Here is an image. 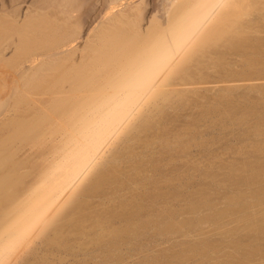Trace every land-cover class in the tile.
<instances>
[{
    "label": "bare ground",
    "instance_id": "bare-ground-1",
    "mask_svg": "<svg viewBox=\"0 0 264 264\" xmlns=\"http://www.w3.org/2000/svg\"><path fill=\"white\" fill-rule=\"evenodd\" d=\"M260 33L264 0H0V264H145L206 223L230 241L219 264H264V139L222 179L189 162L200 121L264 138L263 105L198 95L262 75ZM202 241L174 258L221 247Z\"/></svg>",
    "mask_w": 264,
    "mask_h": 264
},
{
    "label": "rangeland",
    "instance_id": "rangeland-1",
    "mask_svg": "<svg viewBox=\"0 0 264 264\" xmlns=\"http://www.w3.org/2000/svg\"><path fill=\"white\" fill-rule=\"evenodd\" d=\"M261 35L264 38V33L263 34L260 33V36L258 34L259 38L261 37ZM231 60L235 62V63H233L235 66L233 65L231 67V69L235 70V71L236 70L237 71L241 70L242 67L240 66L239 62H237L236 59H235L236 61L233 60V59H231ZM242 70H243V68H242ZM252 76L251 77L249 75L247 76L250 79L244 78V77H242L243 79L242 78L241 79L240 78H236L237 80L233 79V81H232V79H229V81H227V83L226 82H222V83L213 82L214 86H213L212 82H211L212 84L210 83L211 85L210 84L200 85L199 89H198V95H200V94H201V96L204 95V99L205 100H203V98H201L202 99L201 101L203 103L206 102V101L208 102L209 100L211 101V99H213L212 101H215L214 99L219 96L218 94H221L223 92L221 90L225 89V90H229L230 92H232L231 93L232 94L231 97L234 98V100L237 103L240 104L242 102L244 104L246 102L244 105H241V106H245L247 104V102L248 103L250 102L247 105H250V104L253 105V103H254V105H256V106L259 105L258 108H260V107L262 108L264 106V73H262V75H258L259 77L256 76V75H252ZM220 91H221V93H220ZM256 103H258V105ZM191 110H192V108L189 109L188 111L183 112V113L182 112L179 113L181 116L178 117L175 125H177L178 127H180V126L182 127L184 125L183 123H186L188 121H192L194 118L196 119L198 117L197 114L199 113L200 110H198V108H197V110L195 109L196 111L195 110L191 111ZM213 118L215 120L217 119L216 116L213 117ZM252 119L253 118H251V120H249L247 122L249 123L251 121H254ZM205 123L206 122H203V123L201 121L199 122V124L197 125V134H198V137H199L198 140H201V141H206L207 140L206 142H209L208 151H205V149H203L201 147H199V148L198 147H192L191 148L192 150L191 149L189 150L190 154H191V156L189 157V162L193 159V161L194 162L196 161L197 164H199L201 162L199 164L201 166L206 164V162H209V163L213 164L212 165L213 170H216L215 172L217 173V174H215V172H214L215 178L217 177L216 179L218 180V179H222L224 177V175H223L224 171H221V170H223L222 169L223 166H221L222 162L223 163L227 162V165H228V163L231 162L230 164L234 163V165L240 166L241 164L238 165L236 163L244 162V161H246V159H247V161L251 160L252 157H253L252 158L253 160L256 158L257 154L256 155L252 154V157H251V154H247V153H250L248 151V149L256 141L259 142L260 140H262L264 138L263 137L259 138V136L258 137L251 136L249 132L247 133V131L251 132V129H249L248 126L250 127L253 124V122H251L252 123L251 125H248V126L246 125L247 127L246 126H242V125L241 126L240 125H236V124L234 125L233 122L230 123L229 121H226L224 123V125L220 124L219 126L218 125L214 126V125H212V124H210L208 122L206 124ZM201 126H202L203 129L201 128ZM200 132H202V134H200ZM200 136H202L203 139ZM204 137H205V139H204ZM262 141H264V140H262ZM245 149L247 150V152H246ZM210 152H211V156H210ZM245 152H246L247 155H245ZM207 154L209 155L208 156L209 157L208 158L209 161L206 158ZM248 155H250V156H248ZM259 156H262V154H259L258 157ZM263 156H264V154H263ZM260 158H256V159H260ZM218 167H220L221 170ZM197 181L202 182V183L204 182V180L201 181V179L198 178V177H197ZM219 181L221 183V180H219ZM206 182H208V181H206ZM209 183H210V181H209ZM262 186H264V182H263ZM228 193H230V191H228L226 189L225 190L221 189L218 193H216V196L214 197L215 192H213L214 195L212 194L213 195L212 196V200L214 198L213 203L214 204L217 203V204H215L216 208H221V206H222L221 203H223L222 202V200H223L222 196H224V195H226ZM218 203H219V205H218ZM200 213H202V215H203L202 209L196 215L198 216ZM182 216H183V218H185L184 216H187V218L194 217V216H190V215H182ZM180 218H182V217H180ZM234 225L235 224H227L225 226V229L227 230L228 228L229 229L231 227L233 228ZM200 226H199V228H200L199 230L200 231H198L199 233L198 232L196 233V231H194V230H192V231L190 230L189 232L188 231H181L182 233L178 232L177 234H172L173 236L172 235H170V236L168 235V236H165V237L160 238V239L158 238L157 242H156V240H153V239L150 240V242H149L150 252H149V254H148V256H147V258L145 260L146 261L145 264H159V263L160 264L161 263L164 264V262L165 263L168 262L169 264H179L178 260H176L174 257L178 256V255H180L182 253H186V251L188 250L189 247L195 246V245L197 246L199 244V242H203L202 240H204L205 242H208L209 244L216 243V246L218 245V246H221V247H220V249L217 247L219 250H218L217 253H214V254L211 253V252H206L205 255L204 254L203 255H199L197 253H194L192 255L189 254L190 256H192V258L190 256H188L185 260L182 261V264H190V263L191 264H219V262L224 263L223 260H224L225 256L228 255V254H231V251H232L229 248H228L229 249V251H228L227 247L225 246L228 243L229 238H224L222 236L221 232L219 233V232H214V230L212 231L211 230L212 227L210 225H207V223L203 224V225L201 224ZM207 227H209L210 229H207ZM243 235L244 234L242 232H240V234L238 236H236V237H237V239L239 238L241 241H244V243H249L250 240H251V242L249 243V244L252 243L251 245H255L257 243V239H261V238H255V237H254V239L253 238H247L245 235H244V237H245L244 238ZM262 238H264V236ZM258 241H260V240H258ZM154 242H156V243H154ZM222 245H223V247H222ZM151 246H153V247L151 248ZM153 249H155V250H153ZM171 249H173V250H171ZM222 253H223L224 256L222 255ZM207 254H209L210 256L207 255ZM170 255H172V257ZM205 256H206V259H204ZM222 256H223V258H222ZM199 257H200V259H199ZM220 257H221V259H220ZM137 258H138L137 256H133L131 258V260H130L131 263L138 262L139 258L136 261ZM166 258H168L169 260L170 259H172V260H170V262H169V260L167 261ZM188 258H189V261H188ZM197 260H198V262H197ZM187 261H188V263H186Z\"/></svg>",
    "mask_w": 264,
    "mask_h": 264
}]
</instances>
